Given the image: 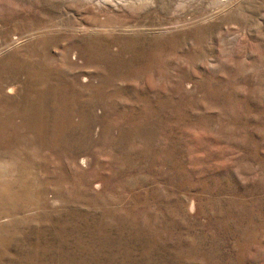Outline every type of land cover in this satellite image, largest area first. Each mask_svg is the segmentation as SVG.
I'll use <instances>...</instances> for the list:
<instances>
[{"label":"rangeland","instance_id":"obj_1","mask_svg":"<svg viewBox=\"0 0 264 264\" xmlns=\"http://www.w3.org/2000/svg\"><path fill=\"white\" fill-rule=\"evenodd\" d=\"M142 3L0 0V264H264V0Z\"/></svg>","mask_w":264,"mask_h":264},{"label":"bare ground","instance_id":"obj_2","mask_svg":"<svg viewBox=\"0 0 264 264\" xmlns=\"http://www.w3.org/2000/svg\"><path fill=\"white\" fill-rule=\"evenodd\" d=\"M102 1H103V2H105V1L109 2L110 0H102ZM111 1H112V0H111ZM139 1L143 2L142 4L145 5V4L148 3V1H151V0H139ZM149 4H150V3H149Z\"/></svg>","mask_w":264,"mask_h":264}]
</instances>
